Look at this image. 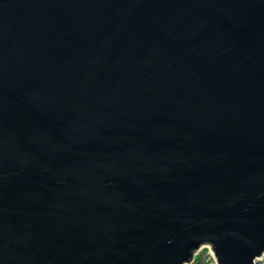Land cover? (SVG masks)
Returning <instances> with one entry per match:
<instances>
[{
    "label": "water",
    "instance_id": "95a60500",
    "mask_svg": "<svg viewBox=\"0 0 264 264\" xmlns=\"http://www.w3.org/2000/svg\"><path fill=\"white\" fill-rule=\"evenodd\" d=\"M203 244L264 251V0H0V264Z\"/></svg>",
    "mask_w": 264,
    "mask_h": 264
},
{
    "label": "built area",
    "instance_id": "2783aa9c",
    "mask_svg": "<svg viewBox=\"0 0 264 264\" xmlns=\"http://www.w3.org/2000/svg\"><path fill=\"white\" fill-rule=\"evenodd\" d=\"M203 249H205V251L201 253L200 250H203ZM198 256H200L202 258V261L205 264H218L216 257H215V254L211 248V245H209V244L201 245L196 250V252L193 253V257L188 264L194 263ZM253 264H264V251L261 253L260 256H257L254 258Z\"/></svg>",
    "mask_w": 264,
    "mask_h": 264
},
{
    "label": "trees",
    "instance_id": "16d2710c",
    "mask_svg": "<svg viewBox=\"0 0 264 264\" xmlns=\"http://www.w3.org/2000/svg\"><path fill=\"white\" fill-rule=\"evenodd\" d=\"M191 264H205L203 261H202V258L200 256H198L195 260L194 263H191Z\"/></svg>",
    "mask_w": 264,
    "mask_h": 264
},
{
    "label": "rangeland",
    "instance_id": "374dc122",
    "mask_svg": "<svg viewBox=\"0 0 264 264\" xmlns=\"http://www.w3.org/2000/svg\"><path fill=\"white\" fill-rule=\"evenodd\" d=\"M200 251H201V253H202V252H204V251H205V249H203V250H200Z\"/></svg>",
    "mask_w": 264,
    "mask_h": 264
}]
</instances>
